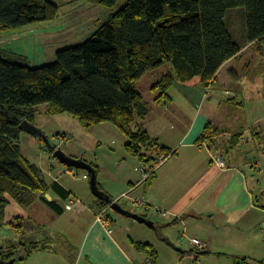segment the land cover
Listing matches in <instances>:
<instances>
[{
  "label": "crops",
  "instance_id": "obj_1",
  "mask_svg": "<svg viewBox=\"0 0 264 264\" xmlns=\"http://www.w3.org/2000/svg\"><path fill=\"white\" fill-rule=\"evenodd\" d=\"M241 38V52L221 68L207 89L177 84L169 91L168 104L155 103L152 88L169 66L144 76L153 77L150 89L139 87L144 77L137 84L149 115L134 125V131H146L173 152L148 182L143 183L144 163L127 152L128 139L113 124L86 129L67 113L51 115L49 105L36 108L34 125L68 155L98 166L100 189L114 201L127 204L128 194L144 196L170 215L138 213L159 224L161 236L135 220L116 218L110 206L90 197L87 172L63 168L40 137L24 133L22 155L41 169L49 184L59 183L70 193L69 200L80 203L58 214L40 200L23 208L7 196L5 224L19 219L34 228L22 233L25 241L30 237L27 242L47 244L45 250L18 260L20 264H152L151 252L138 250L139 243L153 247L154 264H200V259L208 262L220 256L232 257L234 264L243 259L263 264L258 256L264 247V92H253V82L239 81L238 72L244 62L264 65V43L246 42L245 23ZM237 108L244 116L236 113ZM206 130L212 137L201 140ZM105 142L111 150L106 147L109 156L104 161L88 156L92 152L98 156ZM66 143L69 147L64 149ZM50 195L64 208L69 201ZM103 213L112 220L108 226L98 221ZM193 237L208 244L206 252L190 244ZM20 250L23 255L24 249Z\"/></svg>",
  "mask_w": 264,
  "mask_h": 264
},
{
  "label": "trees",
  "instance_id": "obj_2",
  "mask_svg": "<svg viewBox=\"0 0 264 264\" xmlns=\"http://www.w3.org/2000/svg\"><path fill=\"white\" fill-rule=\"evenodd\" d=\"M91 1L114 8L119 0ZM235 9L243 10L246 42L264 43V0H125V6L104 20L91 38L58 51L54 63L31 67L0 55V230L5 226L7 196L23 208L40 200L58 214L66 209L46 195L53 193L62 202L70 198L21 153L25 133L21 125L27 121L35 126L37 107L49 105L51 115L67 113L86 129L113 124L128 139L127 152L143 166H153L154 148L164 155L173 152L146 131H134V125L149 115L137 84L148 73L169 66L152 88L154 102L164 105L177 84L197 89L213 85L221 68L243 47L228 25V14ZM58 13L59 6L50 0H0V32L55 20ZM207 130L201 140L212 137ZM45 147L53 156L46 143ZM16 221L20 220L11 222L12 227ZM46 245L11 241L0 247V264H15ZM136 247L151 252L155 263L157 253L150 244ZM236 264L251 263L243 259Z\"/></svg>",
  "mask_w": 264,
  "mask_h": 264
},
{
  "label": "rangeland",
  "instance_id": "obj_3",
  "mask_svg": "<svg viewBox=\"0 0 264 264\" xmlns=\"http://www.w3.org/2000/svg\"><path fill=\"white\" fill-rule=\"evenodd\" d=\"M50 1L59 6L58 17L55 20L41 21L22 28L0 32V55L2 58L31 67H41L54 63L58 51L84 43L96 33L104 20L125 6V0H119L114 8L104 7L91 0ZM244 23L245 16L243 10L235 9L228 14V25L233 34L237 37L236 41H240L241 43H243L241 33L243 32ZM242 65V71L238 72V77H240L239 81H244L246 83L253 82L251 84L254 87L252 90L253 92H264V65L260 66L259 63L250 65L248 62H244ZM245 66H247V68H245ZM152 78L153 77L149 76L144 77L139 87L143 88L144 91H146L147 86L148 89H150ZM249 90L250 89H248V91ZM247 107L250 108L251 106ZM236 113L244 116V111L240 108H237ZM104 145V149L100 150L98 156L94 154V152L89 153L88 156H93L97 161H104L105 158L109 156V149L111 150L106 142ZM62 147L67 149L69 144L66 143ZM61 166L66 168L63 165ZM80 172L84 171L80 170ZM87 186H89L88 190L90 192V197L93 198L90 184L88 183ZM78 188H81V186H78ZM120 203L126 208L125 202L121 201ZM111 212L116 218L127 220L113 210H111ZM155 224L159 226L156 222ZM19 230L25 233V230L30 232L34 231V228L26 226L21 221H16L13 227L11 224H5L4 228L0 230V247H7L8 243L11 241L18 242L25 240L23 234L18 232ZM153 230L157 236H161L160 233L162 232H160L159 228ZM28 236H30V234ZM26 240L31 241L32 239L29 237L26 238ZM56 249L58 251L60 250L59 247H56ZM260 252L261 254L258 257H261L260 259L264 264V247L260 249ZM200 262L202 264H234V259L232 257L220 256L213 257L208 262H205V259H200ZM16 264H20V261H17ZM187 264L194 263L187 261Z\"/></svg>",
  "mask_w": 264,
  "mask_h": 264
},
{
  "label": "water",
  "instance_id": "obj_4",
  "mask_svg": "<svg viewBox=\"0 0 264 264\" xmlns=\"http://www.w3.org/2000/svg\"><path fill=\"white\" fill-rule=\"evenodd\" d=\"M21 129L25 133H29L31 135L42 138L45 143L51 148V150H53V158L56 159L61 165H64L65 167L70 169L82 170L87 172L90 176L89 184L92 194L98 200L108 204L111 210L127 219L135 220L136 222L143 224L149 228L158 229L153 220H150L142 215L130 212L119 202L114 201L108 194L103 192L98 184V172L92 164H89L83 159H77L68 155L62 150L61 147L57 145L54 140L50 139L42 130H40L36 126L29 124L27 121L23 122V124L21 125ZM46 197L49 201L53 200L50 194H47Z\"/></svg>",
  "mask_w": 264,
  "mask_h": 264
},
{
  "label": "built area",
  "instance_id": "obj_5",
  "mask_svg": "<svg viewBox=\"0 0 264 264\" xmlns=\"http://www.w3.org/2000/svg\"><path fill=\"white\" fill-rule=\"evenodd\" d=\"M210 94V91H207V96ZM155 151V165L153 166H142L141 167V173H142V178H143V183L148 182L151 176H153L157 170L172 156V154L169 155H164L161 153V151L157 148H154ZM160 151V152H159ZM219 166H224L223 161L218 162ZM126 198V209L129 210L132 213L138 214L139 211L145 210L148 214V216L152 217L155 215L161 216L163 218L169 217V212L166 210L160 208V207H155L149 203V201L146 199L144 196L140 197H133L130 194L125 196ZM118 202V201H116ZM77 203H80V201L76 199L69 200L67 205L65 206L66 210H72ZM151 220V219H150ZM98 221L104 224L105 226H108L112 223V220L106 218L105 213L99 216ZM190 244L199 252H206L208 249V244L204 241H202L199 238H191L190 239Z\"/></svg>",
  "mask_w": 264,
  "mask_h": 264
}]
</instances>
